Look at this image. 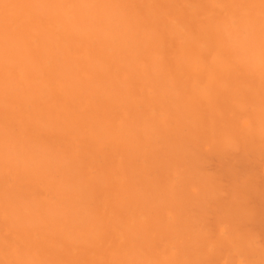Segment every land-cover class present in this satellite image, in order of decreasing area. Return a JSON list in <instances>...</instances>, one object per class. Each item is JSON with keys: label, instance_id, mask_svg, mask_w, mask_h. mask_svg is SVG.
Wrapping results in <instances>:
<instances>
[{"label": "bare ground", "instance_id": "obj_1", "mask_svg": "<svg viewBox=\"0 0 264 264\" xmlns=\"http://www.w3.org/2000/svg\"><path fill=\"white\" fill-rule=\"evenodd\" d=\"M0 264H264V2L0 0Z\"/></svg>", "mask_w": 264, "mask_h": 264}, {"label": "snow or ice", "instance_id": "obj_2", "mask_svg": "<svg viewBox=\"0 0 264 264\" xmlns=\"http://www.w3.org/2000/svg\"><path fill=\"white\" fill-rule=\"evenodd\" d=\"M262 2H264V0H262Z\"/></svg>", "mask_w": 264, "mask_h": 264}]
</instances>
